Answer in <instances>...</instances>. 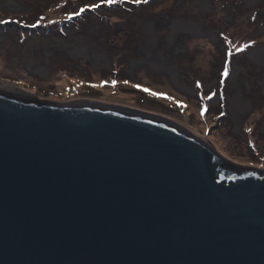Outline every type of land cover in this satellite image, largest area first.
I'll return each mask as SVG.
<instances>
[{"label": "water", "instance_id": "obj_1", "mask_svg": "<svg viewBox=\"0 0 264 264\" xmlns=\"http://www.w3.org/2000/svg\"><path fill=\"white\" fill-rule=\"evenodd\" d=\"M0 264H264V170L161 117L0 86Z\"/></svg>", "mask_w": 264, "mask_h": 264}, {"label": "rangeland", "instance_id": "obj_2", "mask_svg": "<svg viewBox=\"0 0 264 264\" xmlns=\"http://www.w3.org/2000/svg\"><path fill=\"white\" fill-rule=\"evenodd\" d=\"M171 20L205 28L184 27L182 44L170 54ZM146 22L157 23L148 35L149 56L170 54L179 83L171 74L116 61L117 29L147 32ZM97 39L110 41L112 66ZM76 44L92 47L102 66L64 60L56 49ZM0 86L47 102L100 103L161 117L241 168L263 171L264 0H117L111 6L102 0H0ZM239 92L249 104L237 120L232 100Z\"/></svg>", "mask_w": 264, "mask_h": 264}, {"label": "flooded vegetation", "instance_id": "obj_3", "mask_svg": "<svg viewBox=\"0 0 264 264\" xmlns=\"http://www.w3.org/2000/svg\"><path fill=\"white\" fill-rule=\"evenodd\" d=\"M106 31H110L109 29H105ZM115 34H117L118 36H114V40L119 41L120 43L117 45V60L116 61H120V62H125V61H132L135 64H139V65H145L153 70H157L159 72L162 73H166L169 75L168 72H166L165 70H163L162 68H160L158 66V64L155 61V58H153V56H149V47H151V43L153 41V39L151 37H149L148 35L150 34V32H140L138 34L132 33V32H127L124 31L122 32L121 30H118L115 32ZM121 35V37H120ZM160 36V35H159ZM169 37V34H168ZM167 37V38H168ZM121 38V39H120ZM164 39H167L165 37H163ZM106 39V38H105ZM105 39H100L96 41V43L100 44L101 42L105 44V55H104V60L105 64H107L108 66H112V60L111 58L107 55V49L109 48V46H111L110 41H105ZM161 46H157V48L159 49ZM40 48H42V46H40ZM157 48L155 49V51L157 52ZM44 49V48H43ZM57 51H59L61 53V57L64 60H70V59H79L80 61L82 60H86L88 62H91L93 64V66H102L100 63L102 61V59L100 57H97L96 54L94 53L92 47H89L88 45H81L80 44H76L75 47H70V48H66V49H62L61 48H56ZM49 50V49H48ZM47 50V51H48ZM115 50V47H114ZM115 50V51H116ZM161 52V50H159ZM43 56L46 53L45 49L42 52ZM41 53V55H42ZM50 52H48L47 54H49ZM52 55V54H51ZM162 56H164L163 54H161ZM53 56V55H52ZM135 56H138L140 58H136ZM149 58V61L147 60V58ZM165 57V56H164ZM153 59V60H152ZM134 60V61H133ZM152 60V63H156V65L154 66L150 61ZM151 63V64H149ZM94 69H101L100 68H96L93 67ZM104 68V67H102ZM11 91V90H10ZM14 92V91H12ZM19 93V92H18Z\"/></svg>", "mask_w": 264, "mask_h": 264}, {"label": "bare ground", "instance_id": "obj_4", "mask_svg": "<svg viewBox=\"0 0 264 264\" xmlns=\"http://www.w3.org/2000/svg\"><path fill=\"white\" fill-rule=\"evenodd\" d=\"M199 2H203V4H207V0H198ZM251 1H255V0H251ZM187 23H185V21L181 22V21H177V20H171L168 24L169 26L172 28V37L169 40L170 41V54L174 51L177 50L176 47H174L175 45H180V41L178 38V35L185 31L187 27L191 30H196V29H202L204 30L205 26L202 23H197L194 21H186ZM157 23L155 22H146L143 23V27L146 29L147 32H152L154 25H156ZM182 44V43H181ZM165 59V57H157L155 58L156 63L159 65L160 68H162L163 70H165L166 72H168L169 74H171L172 76L175 77V79H177V82L179 83L178 79H179V69L178 66L171 63L170 61V55ZM259 60V58L257 59ZM42 70V69H41ZM44 70V69H43ZM22 92H19V94H21ZM14 94H17L16 89H14ZM248 102L245 101L243 99V95L239 92V94L237 96H235V98L232 100V109L235 113L236 119L238 120V114L240 113L241 109L245 106H248Z\"/></svg>", "mask_w": 264, "mask_h": 264}, {"label": "snow or ice", "instance_id": "obj_5", "mask_svg": "<svg viewBox=\"0 0 264 264\" xmlns=\"http://www.w3.org/2000/svg\"><path fill=\"white\" fill-rule=\"evenodd\" d=\"M117 2V0H102V3H106L107 5L111 6L113 4H115ZM136 3H148L149 0H135ZM94 7H100L99 4L94 5ZM227 70H225V72L223 73V75L227 76ZM153 95H155V93H153Z\"/></svg>", "mask_w": 264, "mask_h": 264}]
</instances>
